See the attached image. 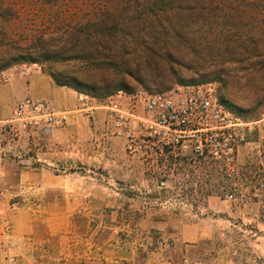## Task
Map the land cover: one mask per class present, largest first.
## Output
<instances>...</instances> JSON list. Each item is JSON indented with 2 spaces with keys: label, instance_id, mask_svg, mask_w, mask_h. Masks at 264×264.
<instances>
[{
  "label": "rangeland",
  "instance_id": "obj_1",
  "mask_svg": "<svg viewBox=\"0 0 264 264\" xmlns=\"http://www.w3.org/2000/svg\"><path fill=\"white\" fill-rule=\"evenodd\" d=\"M174 12L185 29L231 41L221 50L225 71L205 81H218L228 103L254 122L237 141L236 174L193 163L184 171H142L124 143L104 132L100 148L93 143L56 162L0 157V264H264V0H203ZM93 14L20 8L12 25L0 23V33L11 34L0 40V55L9 56L8 67L35 61L48 74L82 66L58 47ZM46 43L54 48L39 50ZM249 63H259L252 82ZM17 171L57 181L52 190L12 188Z\"/></svg>",
  "mask_w": 264,
  "mask_h": 264
},
{
  "label": "trees",
  "instance_id": "obj_2",
  "mask_svg": "<svg viewBox=\"0 0 264 264\" xmlns=\"http://www.w3.org/2000/svg\"><path fill=\"white\" fill-rule=\"evenodd\" d=\"M202 1L0 0V23L5 27L12 25L20 8L35 9L38 14L56 9L94 10V18L70 33L61 43L63 47H58L73 54L69 61H78L82 66L66 69L62 74L51 70L49 75L54 82L100 98L119 89L134 90L129 88L131 81L151 91L150 86H156L163 92L171 89L176 81L206 82V78L221 76L225 71L227 63L222 59L221 50L231 42L228 35L221 33L214 38L211 31L200 34L185 29L181 26V16L174 12ZM131 9L142 12L131 13ZM166 9L173 12H166ZM59 14L54 13L53 16ZM2 31L0 40L11 36L7 28ZM50 48H54L53 45L46 43L39 50L49 51ZM215 51L220 60L212 59ZM8 58V55H0V70L11 65ZM245 61L241 59L236 63L243 64ZM258 65L249 63L244 67L251 72V82L256 78L258 71L255 68ZM220 94L223 103L235 110L221 91V85ZM224 174L229 177L236 173Z\"/></svg>",
  "mask_w": 264,
  "mask_h": 264
},
{
  "label": "built area",
  "instance_id": "obj_3",
  "mask_svg": "<svg viewBox=\"0 0 264 264\" xmlns=\"http://www.w3.org/2000/svg\"><path fill=\"white\" fill-rule=\"evenodd\" d=\"M33 70L42 72L43 68L38 63H22L2 69L0 84L26 78ZM78 100L80 113L104 111V136L121 140L142 171H184L186 165L201 163L234 174L238 171L237 141H243L254 124L223 103L216 81L178 83L163 92L119 89L102 98L78 92ZM70 115L71 111L56 110L45 101L18 102L10 118L0 121V153L16 146L26 134L46 135L65 128ZM165 185L164 179L158 183L159 188Z\"/></svg>",
  "mask_w": 264,
  "mask_h": 264
},
{
  "label": "crops",
  "instance_id": "obj_4",
  "mask_svg": "<svg viewBox=\"0 0 264 264\" xmlns=\"http://www.w3.org/2000/svg\"><path fill=\"white\" fill-rule=\"evenodd\" d=\"M28 98L45 101L59 111H71L69 124L62 129H53L46 135L42 132L26 134L16 146H8L0 153L1 159L15 157L28 161L36 157L56 162L61 158L83 154L93 143L98 148L102 145L104 111L98 110L90 114L76 111L79 105L78 92L70 87L57 85L44 70H33L26 78H16L9 83L0 84V121L10 118L16 104ZM30 153L31 156H27ZM17 172L16 183L12 186L16 189L46 186V189L52 190L49 187L55 186L57 181L55 177L48 176L45 184L39 171ZM2 217L0 214V232L3 229Z\"/></svg>",
  "mask_w": 264,
  "mask_h": 264
}]
</instances>
